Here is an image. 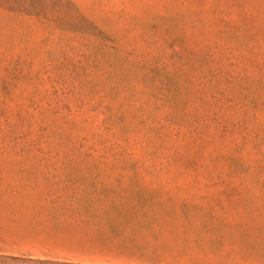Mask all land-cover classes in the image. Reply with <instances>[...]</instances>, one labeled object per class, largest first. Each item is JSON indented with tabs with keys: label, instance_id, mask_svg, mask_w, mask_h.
<instances>
[{
	"label": "rangeland",
	"instance_id": "rangeland-1",
	"mask_svg": "<svg viewBox=\"0 0 264 264\" xmlns=\"http://www.w3.org/2000/svg\"><path fill=\"white\" fill-rule=\"evenodd\" d=\"M61 175L186 184L193 264H264V0H0V264H71Z\"/></svg>",
	"mask_w": 264,
	"mask_h": 264
},
{
	"label": "crops",
	"instance_id": "crops-1",
	"mask_svg": "<svg viewBox=\"0 0 264 264\" xmlns=\"http://www.w3.org/2000/svg\"><path fill=\"white\" fill-rule=\"evenodd\" d=\"M85 178L55 177L77 185L55 192L60 202L44 206L32 219L38 231L33 238L38 240L31 243L62 247L49 248V254L40 253V258L82 264H193L206 260L200 253H206L207 237L212 233L199 218V206L185 203L198 195L195 188L152 181L122 182L120 188L110 186L115 182L82 180ZM91 184L99 186H87Z\"/></svg>",
	"mask_w": 264,
	"mask_h": 264
},
{
	"label": "trees",
	"instance_id": "trees-1",
	"mask_svg": "<svg viewBox=\"0 0 264 264\" xmlns=\"http://www.w3.org/2000/svg\"><path fill=\"white\" fill-rule=\"evenodd\" d=\"M64 262H65V263H69V262H67V261H64ZM72 263H73V264H77V263L71 262V264H72Z\"/></svg>",
	"mask_w": 264,
	"mask_h": 264
}]
</instances>
